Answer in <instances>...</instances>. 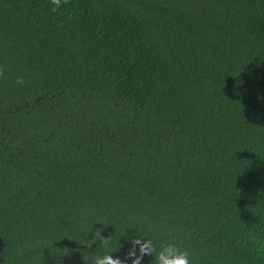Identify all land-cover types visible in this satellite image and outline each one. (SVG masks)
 I'll use <instances>...</instances> for the list:
<instances>
[{"label":"trees","instance_id":"obj_1","mask_svg":"<svg viewBox=\"0 0 264 264\" xmlns=\"http://www.w3.org/2000/svg\"><path fill=\"white\" fill-rule=\"evenodd\" d=\"M138 238L264 264V0H0V264Z\"/></svg>","mask_w":264,"mask_h":264},{"label":"clouds","instance_id":"obj_2","mask_svg":"<svg viewBox=\"0 0 264 264\" xmlns=\"http://www.w3.org/2000/svg\"><path fill=\"white\" fill-rule=\"evenodd\" d=\"M51 10L55 12L60 7V0H50ZM17 83H23V77L17 76ZM92 243V241H91ZM135 244L139 245L141 255L147 253L153 257L154 264H196V259L187 248H181L178 244L168 242L156 245L151 238H138ZM107 239H102L95 254L90 255L87 264H125L119 258H113L111 251H104L109 246ZM127 256L131 258V264H140L141 256L130 250Z\"/></svg>","mask_w":264,"mask_h":264}]
</instances>
